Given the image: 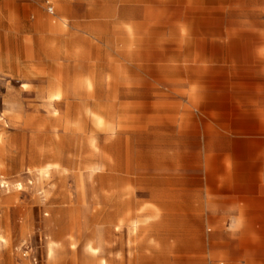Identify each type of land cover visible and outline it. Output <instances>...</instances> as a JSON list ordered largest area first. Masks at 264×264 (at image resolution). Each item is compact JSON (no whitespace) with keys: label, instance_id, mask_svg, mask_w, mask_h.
Segmentation results:
<instances>
[{"label":"rangeland","instance_id":"374dc122","mask_svg":"<svg viewBox=\"0 0 264 264\" xmlns=\"http://www.w3.org/2000/svg\"><path fill=\"white\" fill-rule=\"evenodd\" d=\"M234 177L260 195L239 222L212 200ZM237 240L264 264V0H0V264Z\"/></svg>","mask_w":264,"mask_h":264},{"label":"crops","instance_id":"0c3cea01","mask_svg":"<svg viewBox=\"0 0 264 264\" xmlns=\"http://www.w3.org/2000/svg\"><path fill=\"white\" fill-rule=\"evenodd\" d=\"M231 181H227L226 183H221L220 188L221 191L220 193L213 195L212 200H222L227 203L228 208L234 209L235 213L234 215H229L228 217L232 216V222H239V219H241V216L238 215V212L236 211L237 209L241 207H254L259 203L260 200V195L255 194V188L258 189V186H255L254 184H250L246 179L239 180L237 178L230 179ZM240 181V182H239ZM241 187H244V190L240 189ZM251 202L252 204H249ZM256 203V204H255ZM240 222H246V223H254L255 216L254 215H245L242 217ZM234 220V221H233ZM228 221V220H227ZM235 249L237 251L235 253H232L229 255L230 261L235 262L233 264H263L258 260V258H255L252 253H251V246L248 245H241L239 243V240L235 243ZM240 261V262H239ZM238 262V263H237ZM220 264H228L224 260L219 262Z\"/></svg>","mask_w":264,"mask_h":264},{"label":"bare ground","instance_id":"6f19581e","mask_svg":"<svg viewBox=\"0 0 264 264\" xmlns=\"http://www.w3.org/2000/svg\"><path fill=\"white\" fill-rule=\"evenodd\" d=\"M85 79V78H84ZM93 79V78H92ZM94 81V80H93ZM63 84H64V82H63ZM55 85V84H54ZM53 85V86H54ZM52 86V85H51ZM92 86H93V84H92ZM87 88V87H86ZM94 88V87H93ZM52 89V88H51ZM88 89V88H87ZM87 89H86V91H87ZM94 91H96V90H94ZM91 93V92H90ZM93 93H95V92H93ZM93 93H91V95L93 94ZM54 94H55V92H54ZM52 95V93L50 94V96L52 95V101H55L56 99H58V96L57 95ZM49 97V96H48ZM94 98H95V96H94ZM77 103V102H76ZM72 105V104H71ZM71 111V110H70ZM57 113V112H56ZM65 119V118H64ZM102 119V121H104L103 120V117L101 118ZM60 120V119H59ZM63 120V119H62ZM70 120V119H69ZM71 127V126H70ZM70 129V128H69ZM47 166V165H46ZM45 171H47V169H44Z\"/></svg>","mask_w":264,"mask_h":264},{"label":"built area","instance_id":"2783aa9c","mask_svg":"<svg viewBox=\"0 0 264 264\" xmlns=\"http://www.w3.org/2000/svg\"><path fill=\"white\" fill-rule=\"evenodd\" d=\"M50 10L52 11V10H53V8H52V7H50Z\"/></svg>","mask_w":264,"mask_h":264}]
</instances>
